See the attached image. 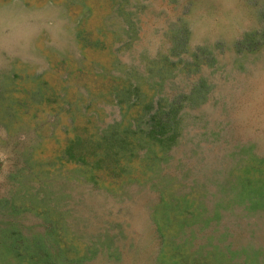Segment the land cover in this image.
<instances>
[{
  "label": "rangeland",
  "instance_id": "rangeland-1",
  "mask_svg": "<svg viewBox=\"0 0 264 264\" xmlns=\"http://www.w3.org/2000/svg\"><path fill=\"white\" fill-rule=\"evenodd\" d=\"M0 264H264V0H0Z\"/></svg>",
  "mask_w": 264,
  "mask_h": 264
}]
</instances>
